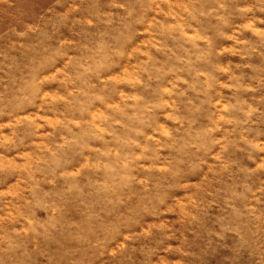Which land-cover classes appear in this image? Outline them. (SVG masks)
I'll use <instances>...</instances> for the list:
<instances>
[{"label": "rangeland", "instance_id": "1", "mask_svg": "<svg viewBox=\"0 0 264 264\" xmlns=\"http://www.w3.org/2000/svg\"><path fill=\"white\" fill-rule=\"evenodd\" d=\"M0 264H264V0H0Z\"/></svg>", "mask_w": 264, "mask_h": 264}]
</instances>
